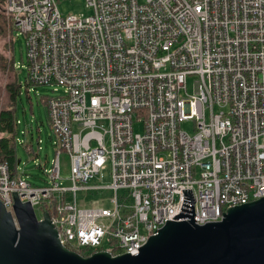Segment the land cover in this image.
<instances>
[{"label":"built area","instance_id":"obj_1","mask_svg":"<svg viewBox=\"0 0 264 264\" xmlns=\"http://www.w3.org/2000/svg\"><path fill=\"white\" fill-rule=\"evenodd\" d=\"M61 1L2 0L28 85L63 89L45 106L70 159L69 187L58 156L45 187L0 162L7 212L17 196L48 213L62 247L118 257L168 222H220L264 197V0H83L77 16ZM104 191L110 207H77Z\"/></svg>","mask_w":264,"mask_h":264},{"label":"water","instance_id":"obj_2","mask_svg":"<svg viewBox=\"0 0 264 264\" xmlns=\"http://www.w3.org/2000/svg\"><path fill=\"white\" fill-rule=\"evenodd\" d=\"M14 197L13 214L0 203V264H264V197L228 209L220 222H168L137 255L87 258L60 245L48 213L39 221Z\"/></svg>","mask_w":264,"mask_h":264},{"label":"rangeland","instance_id":"obj_3","mask_svg":"<svg viewBox=\"0 0 264 264\" xmlns=\"http://www.w3.org/2000/svg\"><path fill=\"white\" fill-rule=\"evenodd\" d=\"M142 1V0H139ZM59 12L65 15H86L83 0H63L58 4ZM0 15L4 16L7 30L0 37V110L9 106V97L5 86L9 83L20 82V97L16 102L17 135L14 142L15 156L19 163L16 165V173L29 182L32 186L45 187L50 183L49 172L53 162L58 156L60 168V183L69 187L67 180L70 176V159L68 154L60 150L56 144V137L49 125L47 108L41 98H54L62 94L63 89L51 86H26L27 50L24 37L13 33L11 38V25L3 12V2L0 1ZM13 64V65H12ZM193 79H188L187 90L192 93ZM182 130L193 134V123L186 122ZM135 132H141L139 126H135ZM30 150V154L25 151ZM110 183L109 167L103 172V179L99 185L107 186ZM109 193L99 192L92 196L77 195V207L79 209L90 208V202L103 201L105 207L108 204ZM36 215L40 218V212L36 208Z\"/></svg>","mask_w":264,"mask_h":264},{"label":"trees","instance_id":"obj_4","mask_svg":"<svg viewBox=\"0 0 264 264\" xmlns=\"http://www.w3.org/2000/svg\"><path fill=\"white\" fill-rule=\"evenodd\" d=\"M7 26H9V24H7L5 17L0 15V37L5 35ZM25 85L27 87L29 86L27 79ZM21 86V83L15 80L5 86L9 97V106L0 110V162L7 163L11 172L15 170L18 162L15 156L14 142L17 135L18 121L16 118V102L20 97ZM46 99L47 98H41L43 104L46 103ZM25 151L29 154L31 153L27 147H25Z\"/></svg>","mask_w":264,"mask_h":264}]
</instances>
